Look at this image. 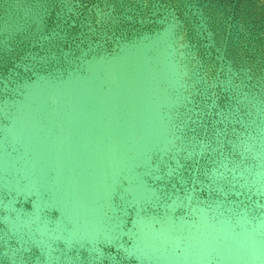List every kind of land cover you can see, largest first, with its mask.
Segmentation results:
<instances>
[{
	"label": "water",
	"instance_id": "obj_1",
	"mask_svg": "<svg viewBox=\"0 0 264 264\" xmlns=\"http://www.w3.org/2000/svg\"><path fill=\"white\" fill-rule=\"evenodd\" d=\"M0 264H264V0H0Z\"/></svg>",
	"mask_w": 264,
	"mask_h": 264
}]
</instances>
